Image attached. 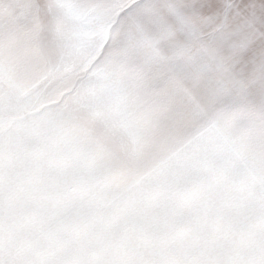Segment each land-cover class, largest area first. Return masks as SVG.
Here are the masks:
<instances>
[{"label":"rangeland","instance_id":"374dc122","mask_svg":"<svg viewBox=\"0 0 264 264\" xmlns=\"http://www.w3.org/2000/svg\"><path fill=\"white\" fill-rule=\"evenodd\" d=\"M262 4L0 0V264H264V109L226 53Z\"/></svg>","mask_w":264,"mask_h":264},{"label":"clouds","instance_id":"9594fccd","mask_svg":"<svg viewBox=\"0 0 264 264\" xmlns=\"http://www.w3.org/2000/svg\"><path fill=\"white\" fill-rule=\"evenodd\" d=\"M240 17L245 21L252 20V24L246 27V32L251 34L253 39L247 48L232 50L226 47V53L232 64V71L237 77L241 88V95L239 97L241 103L247 104L255 101L262 109H264V95H256L257 79L259 77L261 84H264V4L260 8L253 10L248 6L239 8ZM260 32V36L256 37L255 32ZM238 38V37H233ZM45 54L50 63H55L59 56L58 41L55 31H51L45 35L44 38ZM257 51L259 55H256ZM141 70L144 72V79L133 86V93L138 99H143L149 93V85L151 78L149 75V68L143 65L138 57L134 58ZM195 125L184 130L182 135L190 134ZM172 142L161 144L160 152L163 153L168 150Z\"/></svg>","mask_w":264,"mask_h":264}]
</instances>
